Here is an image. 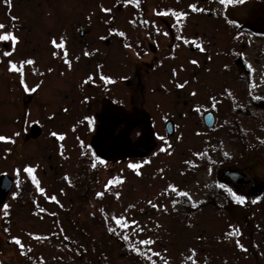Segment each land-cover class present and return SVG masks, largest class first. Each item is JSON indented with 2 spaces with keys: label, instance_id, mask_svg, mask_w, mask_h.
Segmentation results:
<instances>
[{
  "label": "rangeland",
  "instance_id": "rangeland-1",
  "mask_svg": "<svg viewBox=\"0 0 264 264\" xmlns=\"http://www.w3.org/2000/svg\"><path fill=\"white\" fill-rule=\"evenodd\" d=\"M0 25V264H264V0H0Z\"/></svg>",
  "mask_w": 264,
  "mask_h": 264
},
{
  "label": "water",
  "instance_id": "water-1",
  "mask_svg": "<svg viewBox=\"0 0 264 264\" xmlns=\"http://www.w3.org/2000/svg\"><path fill=\"white\" fill-rule=\"evenodd\" d=\"M203 122H204V124H205V126L206 127H210L211 125H212V122H213V114H212V112H206L205 114H204V116H203ZM165 128H166V133L167 134H170L171 132H170V123H167L166 125H165ZM35 128H31V133L33 132V130H34ZM229 173L230 172H227L226 173V175H229ZM240 173V172H239ZM238 173V174H239ZM225 174V172L224 171H221L220 173H219V178L221 177V176H223ZM241 174V173H240ZM239 174V175H240ZM241 175H243L244 176V174L242 173ZM230 178H231V180L233 181V182H235V183H237V180H238V178H234V175H230L229 176ZM245 178H246V176H244ZM244 177H243V179H244ZM246 183H249V180H247V181H245ZM11 185H12V180H11V178L9 177V176H7L6 174H2V175H0V204H2V202H3V200H4V198H5V196L7 195V193H8V191L10 190V188H11Z\"/></svg>",
  "mask_w": 264,
  "mask_h": 264
},
{
  "label": "flooded vegetation",
  "instance_id": "flooded-vegetation-1",
  "mask_svg": "<svg viewBox=\"0 0 264 264\" xmlns=\"http://www.w3.org/2000/svg\"><path fill=\"white\" fill-rule=\"evenodd\" d=\"M167 123H170V122L167 121V122L165 123V125H166ZM164 128H165V126H164ZM170 129H171V123H170ZM165 131H166V128H165ZM166 132H167V131H166ZM221 171H224L225 174H224L223 176H221V177L219 178V180H223V178H228V179L231 180V178L229 177L230 175H232V174H237V175H239V174H240V173H239L240 171L232 170V169H230V168H223ZM227 172H230L229 175H226ZM238 173H239V174H238ZM240 175H241V174H240ZM245 176H246V175H245ZM241 177L243 178L244 176L241 175ZM244 180L247 181L248 179L244 177ZM231 181H232V180H231ZM235 184H240V183H235ZM240 185H241V184H240ZM252 190H254L253 187H252L251 191H252ZM256 191H257V190H256Z\"/></svg>",
  "mask_w": 264,
  "mask_h": 264
},
{
  "label": "snow or ice",
  "instance_id": "snow-or-ice-1",
  "mask_svg": "<svg viewBox=\"0 0 264 264\" xmlns=\"http://www.w3.org/2000/svg\"><path fill=\"white\" fill-rule=\"evenodd\" d=\"M227 2H231V0H227ZM239 2H243V0H239ZM137 3H139V0H137ZM161 15H163V13H160ZM3 28V25H0V29H2ZM10 37H8V36H0V39H4V40H7V39H9ZM13 40H14V38H12ZM54 44H55V41L53 42ZM58 47H62L63 45L61 44V45H57ZM29 63H31V61H29ZM13 67H15V66H13ZM63 137H61V139H62ZM0 139H3V138H0ZM93 166H95V165H93ZM182 195H184L183 193H182ZM117 224H120V221H117ZM237 233H238V230H237ZM17 243H19V241H16Z\"/></svg>",
  "mask_w": 264,
  "mask_h": 264
},
{
  "label": "bare ground",
  "instance_id": "bare-ground-1",
  "mask_svg": "<svg viewBox=\"0 0 264 264\" xmlns=\"http://www.w3.org/2000/svg\"><path fill=\"white\" fill-rule=\"evenodd\" d=\"M254 188V187H253ZM256 192V191H255Z\"/></svg>",
  "mask_w": 264,
  "mask_h": 264
}]
</instances>
